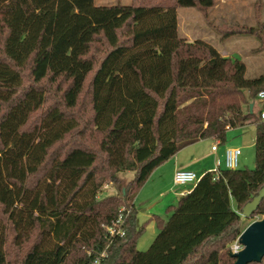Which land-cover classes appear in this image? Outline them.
I'll use <instances>...</instances> for the list:
<instances>
[{"label":"trees","instance_id":"16d2710c","mask_svg":"<svg viewBox=\"0 0 264 264\" xmlns=\"http://www.w3.org/2000/svg\"><path fill=\"white\" fill-rule=\"evenodd\" d=\"M115 1L0 0V264L10 249L13 264H92L104 250L99 264H233L241 209L264 186V122L249 113L264 74L247 79L240 60L179 36L177 9L206 18L212 0ZM254 7L255 26H210L263 36ZM249 124L255 167L206 173L168 220L154 218L158 235L138 251L134 200L153 171ZM110 185L120 194L101 198ZM121 208L125 235L110 238Z\"/></svg>","mask_w":264,"mask_h":264},{"label":"rangeland","instance_id":"374dc122","mask_svg":"<svg viewBox=\"0 0 264 264\" xmlns=\"http://www.w3.org/2000/svg\"><path fill=\"white\" fill-rule=\"evenodd\" d=\"M256 0H212V6L208 8L207 17L205 18L199 11L191 6H181L177 9V23L179 36L187 41L201 40L211 45L219 54L229 57L233 60H240L246 67L245 76L247 79H255L264 74V44L261 33L254 35H234L222 38V33L218 32L212 26H235L247 25L255 26V7ZM261 1V8L258 19L264 21V0ZM97 5H114L115 0H95ZM122 3L128 5L130 0H122ZM50 100L47 104H52L54 95V86L45 85ZM58 96V95H57ZM258 104H255V111ZM38 114V113H37ZM36 117V116H34ZM255 127L252 124L242 128L230 129L226 132V140L219 146L223 148H239L241 156L239 158V168L253 169L255 167ZM202 149V148H201ZM220 162H218L219 164ZM224 167V165H223ZM224 169V168H222ZM121 175L122 184L126 185L127 181L133 177V173L126 172ZM168 181H162L161 185L152 188V184L144 189L143 193L136 196L135 209L137 225L143 229V233L137 241V250L145 252L149 249L155 237L158 235L156 222L152 219L153 215L168 220L174 212L179 196H174L181 188L173 187L170 189ZM122 186L110 185L104 188L100 197L105 198L111 195H118ZM194 187H188L185 191L189 194ZM160 193H163L160 196ZM154 196L153 201H147L148 196ZM154 194V195H153ZM242 217V216H241ZM262 219L255 216L251 218L242 217V226L247 227L251 223ZM191 238V236L189 237ZM163 256V257H162ZM161 258L144 255L138 264H163L165 255ZM16 252L9 250L10 264L16 261Z\"/></svg>","mask_w":264,"mask_h":264},{"label":"crops","instance_id":"0c3cea01","mask_svg":"<svg viewBox=\"0 0 264 264\" xmlns=\"http://www.w3.org/2000/svg\"><path fill=\"white\" fill-rule=\"evenodd\" d=\"M215 144H217V150L213 152L211 151V147ZM223 152V148H221L213 139L201 140L183 148L175 156H173L171 159H169L167 162L153 171L145 185L139 191V195L142 194L144 189H146V187H149L150 184H152V188H156L157 186L161 185L162 181L164 180L166 182L168 181L167 184L168 186H170V189H172L173 187H178L174 186L172 183V176L174 172L178 170L193 171L197 175H202L203 173L211 172L217 168H224ZM218 162L220 163L218 164ZM121 175L124 174L119 175V177L122 179ZM179 188L181 189L178 192L174 193L175 197L183 196L182 194L186 192L185 190L188 188V186ZM162 195L163 193H160V196ZM147 196V201L154 200V196H151V194ZM135 200L134 205L136 204ZM152 217V219H154L156 216L153 215Z\"/></svg>","mask_w":264,"mask_h":264},{"label":"built area","instance_id":"2783aa9c","mask_svg":"<svg viewBox=\"0 0 264 264\" xmlns=\"http://www.w3.org/2000/svg\"><path fill=\"white\" fill-rule=\"evenodd\" d=\"M255 104H258V108L255 111ZM254 112H257L259 119L261 122H264V89L260 90L253 102V109ZM217 150V144L211 147V151L215 152ZM241 156V150L239 148H225L223 152V165L224 169H237L239 168V158ZM215 174L218 173V168L214 169L213 171ZM208 173V172H206ZM203 173L202 175H197L193 171H186V170H178L175 171L172 176V183L174 186L178 187H195L198 182L202 179V177L206 174ZM217 176V175H216ZM186 194L183 193L184 196ZM130 211L124 208L119 210V214L117 220L114 224L110 227H107L106 230L110 238L115 237H123L125 235V230L123 228L126 218L128 217ZM239 237L231 244L230 251L232 254L239 253L243 247L239 244ZM107 256L106 250H104L100 256L95 259L92 264H99L102 258Z\"/></svg>","mask_w":264,"mask_h":264},{"label":"water","instance_id":"95a60500","mask_svg":"<svg viewBox=\"0 0 264 264\" xmlns=\"http://www.w3.org/2000/svg\"><path fill=\"white\" fill-rule=\"evenodd\" d=\"M253 104L249 105V113L252 112ZM264 199V186L258 193L246 203L241 209L240 215L244 218H251ZM239 244L243 249L232 254L235 259L233 264L260 263L264 258V217L247 226L239 236Z\"/></svg>","mask_w":264,"mask_h":264}]
</instances>
